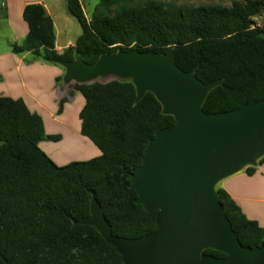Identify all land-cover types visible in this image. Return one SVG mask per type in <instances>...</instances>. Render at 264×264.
I'll return each mask as SVG.
<instances>
[{
    "label": "trees",
    "instance_id": "16d2710c",
    "mask_svg": "<svg viewBox=\"0 0 264 264\" xmlns=\"http://www.w3.org/2000/svg\"><path fill=\"white\" fill-rule=\"evenodd\" d=\"M67 7L81 29L74 47L55 51L53 22L42 5L34 4L22 13L28 34L12 52L61 65L78 56L95 64L119 51L165 55L174 50L179 69L193 72L203 84L221 82L207 94L205 113L236 111L264 100V30L250 29V17L264 14V0L234 1L230 7L100 0L90 19L79 0H67ZM135 90L130 80L115 78L71 84L67 97L75 91L85 100L78 114L81 134L100 155L64 166L39 147L60 137H46L42 118L22 100L0 97V264H123L95 228L76 224L89 216L92 196L105 208L113 236L137 239L156 229L157 213L136 203L130 175L140 167L148 142L174 119L162 114L151 93L136 102ZM216 192L240 244L264 247V228L224 190ZM204 254L225 257L212 250Z\"/></svg>",
    "mask_w": 264,
    "mask_h": 264
},
{
    "label": "water",
    "instance_id": "95a60500",
    "mask_svg": "<svg viewBox=\"0 0 264 264\" xmlns=\"http://www.w3.org/2000/svg\"><path fill=\"white\" fill-rule=\"evenodd\" d=\"M175 51H119L95 64L81 56L63 62L65 83H93L109 75L130 80L136 102L151 93L174 124L159 131L130 175L136 203L156 211V229L137 239L112 235L105 208L91 199L89 216L77 225L93 227L121 255L123 264H264V247L242 246L216 192L218 184L264 158V100L239 110L207 114L202 106L221 82L203 84L177 66ZM221 252L218 259L204 254Z\"/></svg>",
    "mask_w": 264,
    "mask_h": 264
},
{
    "label": "crops",
    "instance_id": "0c3cea01",
    "mask_svg": "<svg viewBox=\"0 0 264 264\" xmlns=\"http://www.w3.org/2000/svg\"><path fill=\"white\" fill-rule=\"evenodd\" d=\"M2 2L0 11L3 26L11 33V40L8 41V50L0 53V97L22 100L30 112L42 118L46 137H60L56 142L47 140L39 143L40 149L56 165L64 166L70 162L98 157L100 151L80 131L78 114L85 104L83 96L74 91L70 97L71 103L58 113V102L70 93L72 84L64 82V68L41 60L33 61L29 53L21 55L12 52V46L21 44L28 34L22 13L26 6L34 4L42 5L53 22L55 51L62 54L68 47H74L80 34L72 36V17L67 0ZM58 78H62V81L57 82ZM246 168L228 176L217 187L229 195L249 220L264 228V164L257 163L251 175L245 172Z\"/></svg>",
    "mask_w": 264,
    "mask_h": 264
},
{
    "label": "rangeland",
    "instance_id": "374dc122",
    "mask_svg": "<svg viewBox=\"0 0 264 264\" xmlns=\"http://www.w3.org/2000/svg\"><path fill=\"white\" fill-rule=\"evenodd\" d=\"M81 5L84 8V12L86 14V18L90 19L96 12L97 7L100 4V0H79ZM131 5H137V4H143L144 2L148 1V0H127ZM156 1H160V2H165L167 3H174L177 5H190L192 7H199V6H210V5H214V6H223V7H230L232 2L234 1H238V2H242V0H156ZM2 0H0V5H1ZM71 21V28H72V36H74L75 34H80L81 35V29L80 26L78 25V23L76 22V20L74 18H70ZM4 20L1 17V11H0V53L8 50V41L11 40L10 36L11 33L4 28L3 26ZM76 36V35H75ZM30 59H33V57L31 56ZM34 61V59H33ZM28 61H26L25 63H27ZM55 66H59L60 65H55ZM115 78V76L113 75H109L106 78H103L102 80H109V79H113ZM66 96V95H64ZM63 96V97H64ZM61 97L60 100L63 98ZM67 97V96H66ZM68 102L63 104V108L65 107V105H67L68 103H71V99L69 97H67ZM60 100L58 102V110H59V104H60ZM70 109H73L70 108ZM71 111V110H69ZM47 141V140H44Z\"/></svg>",
    "mask_w": 264,
    "mask_h": 264
},
{
    "label": "built area",
    "instance_id": "2783aa9c",
    "mask_svg": "<svg viewBox=\"0 0 264 264\" xmlns=\"http://www.w3.org/2000/svg\"><path fill=\"white\" fill-rule=\"evenodd\" d=\"M250 21V29L264 30V14L251 16Z\"/></svg>",
    "mask_w": 264,
    "mask_h": 264
}]
</instances>
